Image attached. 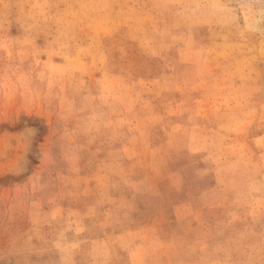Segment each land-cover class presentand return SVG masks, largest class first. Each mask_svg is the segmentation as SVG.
<instances>
[{"label": "rangeland", "instance_id": "1", "mask_svg": "<svg viewBox=\"0 0 264 264\" xmlns=\"http://www.w3.org/2000/svg\"><path fill=\"white\" fill-rule=\"evenodd\" d=\"M0 264H264V0H0Z\"/></svg>", "mask_w": 264, "mask_h": 264}]
</instances>
